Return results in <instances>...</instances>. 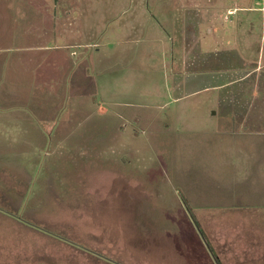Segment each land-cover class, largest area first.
<instances>
[{"label": "rangeland", "instance_id": "1", "mask_svg": "<svg viewBox=\"0 0 264 264\" xmlns=\"http://www.w3.org/2000/svg\"><path fill=\"white\" fill-rule=\"evenodd\" d=\"M62 1L87 39L58 69L65 7L0 0V264H215L193 217L264 264V0H184L172 32L173 0Z\"/></svg>", "mask_w": 264, "mask_h": 264}, {"label": "crops", "instance_id": "2", "mask_svg": "<svg viewBox=\"0 0 264 264\" xmlns=\"http://www.w3.org/2000/svg\"><path fill=\"white\" fill-rule=\"evenodd\" d=\"M183 1L184 0H180V1L173 0L172 1L173 4L168 3V7H164L163 4H161V2L158 3L159 9L156 12V16L161 20L163 19L165 21H168L167 22L168 23V25H167L168 29L167 30L170 32L175 30L174 27H176V25H177L176 23H178L180 21V19H182V11L180 9H177L176 7L178 5L181 6L184 2L186 3V1H184V2ZM58 2H59V5H58V7L55 8L57 11H58L59 7L61 9L65 7V5H64L65 1H62V0L58 1L57 0V3ZM132 2H134V1H132ZM140 5H142V4H140ZM210 5H211V3L208 4L209 7H210ZM162 6L164 7L163 11L161 10ZM215 6H219V4H216ZM214 7H211V8H214ZM72 8H74V6ZM77 8L79 9L80 7H77ZM77 8H74L75 11H73V10L71 11V10H69V7H65V10L63 11L62 17L61 16L56 17V27H57V30L55 28V30H56V45L58 47L57 52H60L58 64L61 66L58 69L68 68V67H70V64H72L74 67L76 65L74 63L75 59L80 58V61H81L84 58V57H82V55H83L82 51H84L83 49H85V46H86L85 40L87 38L85 37V32L82 29V24L80 23V20L82 21V19H80L81 16L78 17V19H79L78 23L76 21V18L73 17V15L77 11ZM165 8H167V10ZM212 10H215V9H212ZM236 10H237V8L229 9L230 16L235 15ZM79 11H80V9H79ZM120 13L121 14L124 13L125 15H128V13L132 14V13H134V11L130 10L128 12L125 9H123L120 11ZM131 18L132 17L130 15V17H128L127 19H122L121 21H119L120 23L116 24V26L113 28V31H115V33L120 36L124 30H127V31L137 30L136 28H134V25L132 23H127L128 20L132 21ZM118 19H119V17H117L115 19V21ZM106 33H108V32H106ZM59 81L57 78L56 82H59ZM55 96H56V94H55ZM5 97L8 99L7 101H9V100L11 101V100H13L12 98L15 96H10V95H7V93H6ZM53 103L54 102L51 101V104H49L48 107H45V109L46 108H48V109L40 117L42 122L43 121L56 120L58 118L59 113L57 112V110H54L55 108L53 106ZM5 132H6L5 136L11 135V133H7L8 131H5ZM250 225L253 226L254 224L250 223Z\"/></svg>", "mask_w": 264, "mask_h": 264}, {"label": "trees", "instance_id": "3", "mask_svg": "<svg viewBox=\"0 0 264 264\" xmlns=\"http://www.w3.org/2000/svg\"><path fill=\"white\" fill-rule=\"evenodd\" d=\"M193 219H194V223H195L196 227L198 228L200 234L202 235L204 241L206 242V246L208 248L210 255L212 256L213 261L215 262V264H221L219 259L217 258V256L214 254L213 250L210 248V245L208 244L207 240L205 239V237L203 235V232L200 230L199 223L196 221V219L194 217H193Z\"/></svg>", "mask_w": 264, "mask_h": 264}]
</instances>
